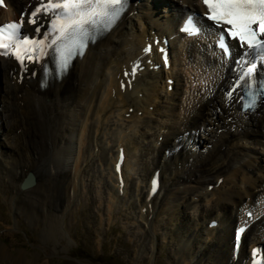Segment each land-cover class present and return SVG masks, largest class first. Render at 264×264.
Returning <instances> with one entry per match:
<instances>
[{
	"label": "bare ground",
	"instance_id": "bare-ground-1",
	"mask_svg": "<svg viewBox=\"0 0 264 264\" xmlns=\"http://www.w3.org/2000/svg\"><path fill=\"white\" fill-rule=\"evenodd\" d=\"M7 1L0 25L31 2ZM149 1L141 0L137 15L126 14L73 63L67 77L46 89H40L39 76L20 82L15 64L1 60L6 87L0 85V139L7 142L0 141V185L14 189L10 213L24 217L46 254L48 246L65 250L75 243L68 233L71 217L85 195L104 205L100 215L107 224L118 222L119 213L133 212L141 261L154 258L163 238L173 251L172 264H244L241 253L232 259V236L242 208L264 200V104L241 114L236 102H224L225 82L210 99L195 94L199 89L186 82L185 63L191 67L193 58L198 65L201 55L193 45L182 52L177 42H172L171 72L147 68L127 87L121 77L135 74L147 33L172 34L184 7L199 8V0H182L184 6L177 0ZM165 73L176 76L172 93ZM188 132L200 136L187 137ZM119 148L126 155L120 175ZM154 172L162 185L150 197ZM25 179L32 184L23 186ZM213 219L220 224L209 229ZM1 231L0 264H48L26 250H12ZM249 233V246L262 243L264 219Z\"/></svg>",
	"mask_w": 264,
	"mask_h": 264
},
{
	"label": "snow or ice",
	"instance_id": "snow-or-ice-1",
	"mask_svg": "<svg viewBox=\"0 0 264 264\" xmlns=\"http://www.w3.org/2000/svg\"><path fill=\"white\" fill-rule=\"evenodd\" d=\"M126 2L127 0H48L44 3V0H40V4L30 14L28 22L35 25V18L43 8L42 14L50 16L49 31L40 37V27H36V37L25 35L21 31L24 23L22 14L20 21L0 25V55L11 54L23 66L24 59L34 58L30 54H24L34 53L35 49H22L20 46L43 45L51 35L49 45H56L51 51L57 54L60 68L66 70L73 54H82L81 50L91 38L113 24L124 10ZM203 3L209 10L207 19L213 21L216 27L228 26L220 32L218 38V46L224 49L225 55L230 56L231 53L228 37L238 40L242 49L247 44V50L241 53L238 61L242 67L240 78L257 69V61L264 64V39H261L264 37V0H203ZM0 6H5L4 0H0ZM182 30L189 34H198L200 28L194 18L189 16ZM57 41L62 43L57 44ZM7 49H11V52L6 51ZM146 51H150V48ZM246 62L249 66L243 68ZM135 71L134 68L133 74ZM253 83L264 89V77L254 78L247 82L246 86L252 87ZM261 95L264 96V92H261ZM155 188L154 181L153 191ZM240 231H243V228Z\"/></svg>",
	"mask_w": 264,
	"mask_h": 264
},
{
	"label": "rangeland",
	"instance_id": "rangeland-1",
	"mask_svg": "<svg viewBox=\"0 0 264 264\" xmlns=\"http://www.w3.org/2000/svg\"><path fill=\"white\" fill-rule=\"evenodd\" d=\"M11 90L10 88L7 91ZM13 132L14 130L11 129L10 133ZM0 141L7 142L5 138ZM12 190L14 191L11 185H0V229L5 234L2 242L12 250H26L33 254L30 255L32 259L40 257V262L48 264H172L173 251L169 242L163 238L159 240L156 258L155 256L153 259L143 258L146 261L139 259L140 240L139 235L137 238L138 232L132 221L131 210L132 214L124 216L125 214L119 213L118 222L107 224V221H102L103 218L100 215L101 208L105 210L104 205L97 201L96 204L91 197L85 198L83 194L82 202L80 201L74 207L73 217H71L72 228L68 232L69 234L71 232L75 243L69 244L65 250H55L48 246L49 252L46 254L40 242L32 237V228L28 226L24 217L20 219L8 212L12 205L9 200ZM104 213L105 211L102 212L103 216ZM16 221L20 223L18 229L10 230L15 227ZM65 237L68 239L67 235ZM51 251L52 254H50Z\"/></svg>",
	"mask_w": 264,
	"mask_h": 264
},
{
	"label": "water",
	"instance_id": "water-1",
	"mask_svg": "<svg viewBox=\"0 0 264 264\" xmlns=\"http://www.w3.org/2000/svg\"><path fill=\"white\" fill-rule=\"evenodd\" d=\"M30 184H32V182H31L30 180H27V181L25 182V186H26V185H30Z\"/></svg>",
	"mask_w": 264,
	"mask_h": 264
}]
</instances>
